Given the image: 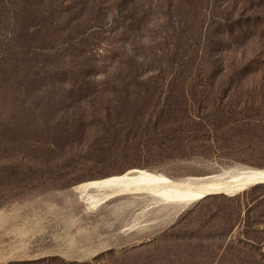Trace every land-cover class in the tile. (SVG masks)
Returning <instances> with one entry per match:
<instances>
[{
	"label": "rangeland",
	"instance_id": "obj_1",
	"mask_svg": "<svg viewBox=\"0 0 264 264\" xmlns=\"http://www.w3.org/2000/svg\"><path fill=\"white\" fill-rule=\"evenodd\" d=\"M240 168L264 169V0H0V264H264V183L77 187Z\"/></svg>",
	"mask_w": 264,
	"mask_h": 264
},
{
	"label": "bare ground",
	"instance_id": "obj_2",
	"mask_svg": "<svg viewBox=\"0 0 264 264\" xmlns=\"http://www.w3.org/2000/svg\"><path fill=\"white\" fill-rule=\"evenodd\" d=\"M259 183H264V169L261 168L227 169L219 173L181 179H170L140 169L82 182L77 187L91 202L98 201L92 192L105 190L102 197L104 201L125 193H148L166 203L182 206L211 194H234ZM99 202L100 200L95 203Z\"/></svg>",
	"mask_w": 264,
	"mask_h": 264
},
{
	"label": "trees",
	"instance_id": "obj_3",
	"mask_svg": "<svg viewBox=\"0 0 264 264\" xmlns=\"http://www.w3.org/2000/svg\"><path fill=\"white\" fill-rule=\"evenodd\" d=\"M33 165H37L36 163H33V164H31V166H33ZM48 181H51V180H48ZM47 181V183H50V182H48ZM24 182V181H23ZM39 183H41L39 180H35V179H33V178H31V179H29V180H27V182H24V184L21 186V187H26V189H29V188H32V187H34V186H36V185H38ZM6 184H8V183H6ZM1 185V184H0ZM8 185H10V184H8ZM53 260H58V259H44V260H39V261H35V262H28V263H12V264H46L47 262H50V264L51 263H53L52 261ZM62 264H67V263H64V261L63 262H61Z\"/></svg>",
	"mask_w": 264,
	"mask_h": 264
}]
</instances>
